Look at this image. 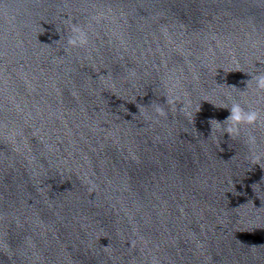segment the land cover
<instances>
[{
  "label": "water",
  "instance_id": "95a60500",
  "mask_svg": "<svg viewBox=\"0 0 264 264\" xmlns=\"http://www.w3.org/2000/svg\"><path fill=\"white\" fill-rule=\"evenodd\" d=\"M258 71L264 0H0V264H264Z\"/></svg>",
  "mask_w": 264,
  "mask_h": 264
},
{
  "label": "clouds",
  "instance_id": "9594fccd",
  "mask_svg": "<svg viewBox=\"0 0 264 264\" xmlns=\"http://www.w3.org/2000/svg\"><path fill=\"white\" fill-rule=\"evenodd\" d=\"M71 35L67 39V44L70 47H84L88 43L87 33L80 27L73 25L71 27ZM255 82V88L258 91H264V71H258L255 75H250V79L244 81L245 86L251 82ZM219 108L226 109L228 116L223 121L216 119H210L211 122L217 125H223V134H227L230 139H235L241 135V132L245 126L251 127L254 125L264 126V120L261 119L257 110H246L238 102H233L230 106L220 105ZM158 113L164 115L163 109L158 108ZM245 143L251 149L256 144V137L248 134ZM259 157H255L253 162H257Z\"/></svg>",
  "mask_w": 264,
  "mask_h": 264
}]
</instances>
